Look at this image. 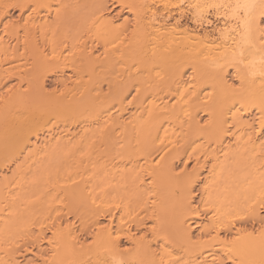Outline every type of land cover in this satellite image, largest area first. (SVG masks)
<instances>
[{
	"label": "bare ground",
	"instance_id": "1",
	"mask_svg": "<svg viewBox=\"0 0 264 264\" xmlns=\"http://www.w3.org/2000/svg\"><path fill=\"white\" fill-rule=\"evenodd\" d=\"M262 4L0 0V264H264Z\"/></svg>",
	"mask_w": 264,
	"mask_h": 264
},
{
	"label": "rangeland",
	"instance_id": "2",
	"mask_svg": "<svg viewBox=\"0 0 264 264\" xmlns=\"http://www.w3.org/2000/svg\"><path fill=\"white\" fill-rule=\"evenodd\" d=\"M12 12H13V13H12V14H13V17H14L15 15H16L15 17H17V15H18V11L13 10ZM114 13H115V12L111 13L110 16H113ZM212 13H213V12L211 11V13H210L211 16H210V17H212ZM128 16H129V18H130L129 13H127V14L124 13V14L121 15V17H119V20H118V21H122V20L124 19L123 17L127 18ZM185 17H186V16H185ZM190 18H191L190 15H189V16L187 15V17L184 18L183 21H184V22L186 21L187 23H190V21H191ZM121 19H122V20H121ZM188 19H190V21H189ZM67 73H68V72H67ZM65 76H67V75H65ZM191 165H192V163H191ZM263 214H264V212H263ZM45 245H46V244H44V247H46ZM32 256H33V257H32ZM27 258H29V260H30V259H33V258H34V254H32V253L29 254V255L27 256Z\"/></svg>",
	"mask_w": 264,
	"mask_h": 264
},
{
	"label": "snow or ice",
	"instance_id": "3",
	"mask_svg": "<svg viewBox=\"0 0 264 264\" xmlns=\"http://www.w3.org/2000/svg\"><path fill=\"white\" fill-rule=\"evenodd\" d=\"M237 8H245V9H247L248 7H250V5H248V4H243V5H237L236 6ZM262 7H264V4H262ZM262 15H264V13H262Z\"/></svg>",
	"mask_w": 264,
	"mask_h": 264
}]
</instances>
